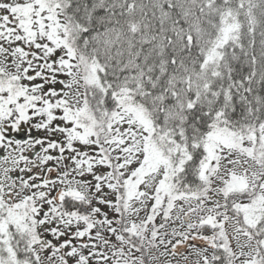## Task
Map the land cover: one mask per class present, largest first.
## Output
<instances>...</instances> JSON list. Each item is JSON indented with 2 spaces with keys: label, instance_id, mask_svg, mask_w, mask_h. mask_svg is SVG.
<instances>
[{
  "label": "snow or ice",
  "instance_id": "6c2138e0",
  "mask_svg": "<svg viewBox=\"0 0 264 264\" xmlns=\"http://www.w3.org/2000/svg\"><path fill=\"white\" fill-rule=\"evenodd\" d=\"M0 264H264V0H0Z\"/></svg>",
  "mask_w": 264,
  "mask_h": 264
}]
</instances>
